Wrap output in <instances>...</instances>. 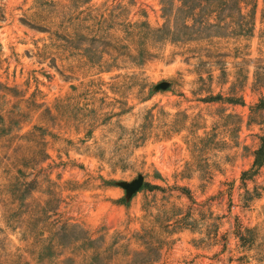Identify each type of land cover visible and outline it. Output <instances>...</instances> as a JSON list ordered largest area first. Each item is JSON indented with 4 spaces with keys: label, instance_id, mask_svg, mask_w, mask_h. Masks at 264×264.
Listing matches in <instances>:
<instances>
[{
    "label": "rangeland",
    "instance_id": "obj_1",
    "mask_svg": "<svg viewBox=\"0 0 264 264\" xmlns=\"http://www.w3.org/2000/svg\"><path fill=\"white\" fill-rule=\"evenodd\" d=\"M263 143L264 0H0V264H264Z\"/></svg>",
    "mask_w": 264,
    "mask_h": 264
},
{
    "label": "water",
    "instance_id": "obj_2",
    "mask_svg": "<svg viewBox=\"0 0 264 264\" xmlns=\"http://www.w3.org/2000/svg\"><path fill=\"white\" fill-rule=\"evenodd\" d=\"M169 86L168 82H162L159 84L161 89H166ZM144 179L142 176H138L131 182H120L119 185L125 189L128 195H131L137 192L143 185Z\"/></svg>",
    "mask_w": 264,
    "mask_h": 264
},
{
    "label": "trees",
    "instance_id": "obj_3",
    "mask_svg": "<svg viewBox=\"0 0 264 264\" xmlns=\"http://www.w3.org/2000/svg\"><path fill=\"white\" fill-rule=\"evenodd\" d=\"M264 144V143H263ZM263 147H264V145H263ZM263 147H261V148H263Z\"/></svg>",
    "mask_w": 264,
    "mask_h": 264
}]
</instances>
